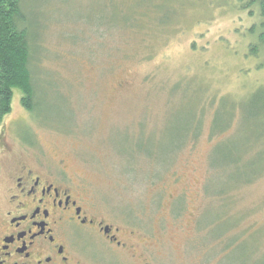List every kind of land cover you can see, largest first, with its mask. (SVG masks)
Listing matches in <instances>:
<instances>
[{
    "label": "rangeland",
    "instance_id": "374dc122",
    "mask_svg": "<svg viewBox=\"0 0 264 264\" xmlns=\"http://www.w3.org/2000/svg\"><path fill=\"white\" fill-rule=\"evenodd\" d=\"M159 1L170 20L140 14L129 26L109 24L112 4L126 18L138 0L25 1L47 105L37 118L13 91L0 121V196L14 164L64 160L109 223L141 236L146 261L105 251L120 264H264V46L250 54L258 10Z\"/></svg>",
    "mask_w": 264,
    "mask_h": 264
},
{
    "label": "flooded vegetation",
    "instance_id": "af4514ba",
    "mask_svg": "<svg viewBox=\"0 0 264 264\" xmlns=\"http://www.w3.org/2000/svg\"><path fill=\"white\" fill-rule=\"evenodd\" d=\"M81 188L64 160L14 164L0 196V264H120L105 251L142 260L141 236L109 223Z\"/></svg>",
    "mask_w": 264,
    "mask_h": 264
},
{
    "label": "trees",
    "instance_id": "16d2710c",
    "mask_svg": "<svg viewBox=\"0 0 264 264\" xmlns=\"http://www.w3.org/2000/svg\"><path fill=\"white\" fill-rule=\"evenodd\" d=\"M25 1L0 0V121L11 110L13 91L15 90H20L23 93L22 103L32 115L38 118L39 114L46 110L47 103L43 100L44 98L38 95V89H43L48 84L47 80L43 78L45 71H43L42 59L45 57L39 53L38 34H35L36 28L32 26V21L26 14ZM238 1L239 4H246L244 10H250L253 7L258 10L259 14L257 13V15L261 21L250 29V34L256 37L259 42L253 47L251 46L250 54L257 55L258 47L264 46V0ZM138 2V7L133 10L134 13L130 16L126 13V18L121 13L119 5L112 4L118 8V16L115 19L110 17L109 24L129 26L131 25L129 23H132L131 19H135V16L140 14L143 21H147V23L164 24L172 17L171 11H167V3L159 0L156 2L154 0H138ZM145 24L143 23V28H148L149 26ZM78 40L77 37L73 38L74 42ZM216 117L212 137L217 134L216 132L221 131L217 125L218 115ZM196 128L198 131L193 130L188 134L189 137L197 138L199 136L200 128ZM140 142V145L145 144L142 140ZM184 142L182 143L181 140V147L173 151L174 155L180 151ZM217 148L214 149V152ZM152 154L151 150H144V155L148 158Z\"/></svg>",
    "mask_w": 264,
    "mask_h": 264
}]
</instances>
